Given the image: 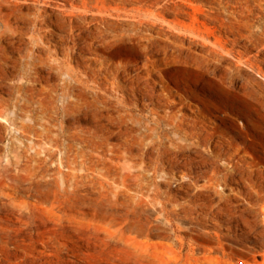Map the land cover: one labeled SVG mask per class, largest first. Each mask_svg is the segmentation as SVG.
<instances>
[{
  "label": "rangeland",
  "instance_id": "374dc122",
  "mask_svg": "<svg viewBox=\"0 0 264 264\" xmlns=\"http://www.w3.org/2000/svg\"><path fill=\"white\" fill-rule=\"evenodd\" d=\"M63 1L0 0V156L31 201L22 216L0 211V264H220L241 244L263 261L264 235L244 222L257 214L237 193L264 175V0H160L151 24L126 34L133 17L106 14L107 35ZM170 95L188 128L201 105L209 113L202 147L177 159L160 156L171 128L146 135ZM235 144L248 146L240 182L220 186L223 199L201 192L216 167L229 172ZM258 152L262 174L246 164ZM140 166L144 191L107 188L108 176L135 182Z\"/></svg>",
  "mask_w": 264,
  "mask_h": 264
},
{
  "label": "bare ground",
  "instance_id": "6f19581e",
  "mask_svg": "<svg viewBox=\"0 0 264 264\" xmlns=\"http://www.w3.org/2000/svg\"><path fill=\"white\" fill-rule=\"evenodd\" d=\"M159 1L160 0H140L139 3H137V4L136 3L131 4L129 0H80V1L64 0L62 3L66 8H68L70 10V12H73V13L76 11H80V13H88L90 11L93 12V14L97 15V18L100 19L101 22H104L106 24V27L99 29L100 34L107 35L109 33V30L115 31V29L113 26V22L110 21V19L108 17H106V14L118 13L119 15H122V16L126 15V16L133 17L132 22L129 24V27H124L123 31L121 32L122 34H126L131 29L136 31L140 25H143V24L146 26L150 25L151 21L153 20V17H154V11H153L154 5L156 2H159ZM140 39H141V37H140ZM210 42H212V41H210ZM221 48L223 49V47H221ZM96 80H97V78H96ZM193 103H195V102H193ZM162 105L165 106V108H167L166 113H160L156 107L153 108L154 124L149 125V127H148L149 132L146 134L150 139H152V142L155 143L157 141V139L154 138L155 137V134H154L155 131L161 132L160 129L163 125L172 129L173 134H170L169 132H163V133H160L158 136L159 137L158 143L161 146L159 148L161 150L160 156L162 157V155L168 154L170 157L177 159L178 156L183 154V153L193 151V150H198L199 148H201L203 145V142H202V135H201L202 132H201L200 125L202 122H204V119L207 118L209 115V113L207 112V108L203 105H201L199 107V110L201 111L203 118L199 116V118H197L195 120L194 125L191 126L190 128H188L185 125L184 118L179 116V114H177L175 107L178 106V102L175 101L174 99H172L171 95L166 96V97H162ZM216 123L217 124L214 125V127H213L214 130L211 131L212 133H215L216 130L218 129L219 123L218 122H216ZM165 137H167L169 139L168 144H165V141H164ZM227 138H229V137H227ZM213 140H215V139H213ZM247 149H248V146H246V145L242 146L240 144H235L234 150L230 152V155L224 157L227 161V164H229V167H231L229 169V172H227L223 175H220L219 174V168H218L219 166L216 167L214 169L213 173L211 175H209L207 183L201 188V192L202 191H208V192L213 193V191H216L217 193H219L221 195V199H223L224 194H223L220 186L227 187L231 183H236V182L239 183L240 182L239 179L237 180L236 172L244 164V159H243V157H241L239 155L242 152L248 151ZM209 150L212 154H214L216 156L221 155V154H219V151L216 150V148H213L212 150L209 149ZM208 155H207V157H208ZM207 160H209V158ZM247 162L248 163H246V164L249 166H258L259 172L261 171V174L263 173L262 169H261V164L263 163V159H262L260 152H258V154L256 156H254L253 161H247ZM11 167H12V161L9 158L7 160H5L4 155L0 156V211L18 212L19 216H22L26 211V207H28V206L30 207V205H31V203H30L31 201L27 199V198H29L30 194L27 191V189L25 188L24 179H23L22 175L16 174L15 176H13L14 173L13 174L11 173ZM153 168H154L155 172H160V170H161L160 166L158 164H156ZM139 169L142 171L140 173L136 174L137 180L133 183H129L127 181L128 177H125L121 181V179L117 180L113 176L112 177L108 176L107 177V185H108L107 188L113 187V184L115 182H117L118 183L117 185L120 188L134 190L136 192L137 191H144L146 184H145V181H143V179L146 177L145 170H148V168H147V166L146 167L140 166ZM256 175H252L251 177L246 178L247 184L246 183L245 184L248 186H245V187H248V190H245L246 191L245 193H243L242 191H239L237 194H243L245 196V198L248 199V202H249L248 213L257 214V217L254 220H252L246 216L244 218V222L246 225L245 227L249 226L252 228V230H256V233H255L256 237L254 238V240L255 241H261L262 240L261 237L264 235V188L262 186L264 179L262 180L259 177H264V175H262V176H260V175L256 176ZM129 176H131V175H129ZM185 176L188 178L192 177V175H190V174H186ZM111 179H115V181H113ZM185 182H186L185 178H183L182 180H180L179 183H180V185H184ZM232 194L234 195V193H232ZM228 197L230 199L233 198V196H231V195ZM226 200H228V198ZM233 200H234V198H233ZM229 202H230V200H229ZM245 202H246V200H245ZM34 205H37V203H35ZM238 205H240V204H238ZM233 207L237 208L238 206L233 205ZM234 215L237 217L238 216H244V214H240L239 212H237V210L234 212ZM30 217H32L34 219L37 218L36 214L33 212H31ZM231 217H232V215H231ZM237 217H235V218H237ZM260 222L263 223V228H260V227L256 228L255 224H258ZM5 231H6L5 224H2V225L0 224V239H2V236H3ZM217 235L220 236L221 234L218 233ZM230 240H232L238 244L241 243L239 241V239H230ZM220 243H221V245L219 247H222V246L224 247V243H222V242H220ZM241 245L243 247H241V246L235 247L234 245L233 246L230 245L232 247V251L230 252V257H231L230 262L227 261V262H222L220 264H264V260L263 261L258 260V258H257L258 252L255 250V247L247 246V245L245 246L244 244H241ZM240 254H243L244 256L240 257L239 256ZM235 258H238V260H234Z\"/></svg>",
  "mask_w": 264,
  "mask_h": 264
}]
</instances>
